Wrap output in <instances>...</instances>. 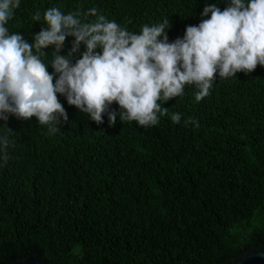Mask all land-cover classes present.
<instances>
[{
  "label": "trees",
  "instance_id": "trees-1",
  "mask_svg": "<svg viewBox=\"0 0 264 264\" xmlns=\"http://www.w3.org/2000/svg\"><path fill=\"white\" fill-rule=\"evenodd\" d=\"M207 2L217 0H21L8 27L32 43L41 30L37 11L95 7L134 32L169 20L173 42L201 22ZM216 79L200 102L186 87L149 128L119 116L110 126L106 114L97 124L59 94L68 113L61 131L35 117L0 120V136L10 141L9 159L0 161V264L33 255L46 264H227L257 249L264 240V66ZM111 108L119 111L115 102ZM176 112L180 124L170 119Z\"/></svg>",
  "mask_w": 264,
  "mask_h": 264
},
{
  "label": "clouds",
  "instance_id": "clouds-1",
  "mask_svg": "<svg viewBox=\"0 0 264 264\" xmlns=\"http://www.w3.org/2000/svg\"><path fill=\"white\" fill-rule=\"evenodd\" d=\"M220 3L228 6L222 11ZM20 6L21 0H0V120L5 122L9 115L35 117L50 132L61 131V118L67 121L68 113L59 94L97 124L104 123L106 114L110 126L119 116L122 124L134 121L149 128L169 114L165 103L185 95L186 87L196 89L200 102L210 95L217 74L226 80L264 66V0L207 2L201 22L186 27L173 42L167 34L169 20L134 32L95 7L67 13L49 7L34 15L41 30L30 43L8 27ZM68 37L74 40L62 55ZM114 102L119 111L111 108ZM170 119L180 124L182 114L172 113ZM195 123L184 120L185 126ZM9 143L6 135L0 136L4 163Z\"/></svg>",
  "mask_w": 264,
  "mask_h": 264
},
{
  "label": "water",
  "instance_id": "water-1",
  "mask_svg": "<svg viewBox=\"0 0 264 264\" xmlns=\"http://www.w3.org/2000/svg\"><path fill=\"white\" fill-rule=\"evenodd\" d=\"M12 264H46V261L33 255L25 259L17 260ZM227 264H264V240L257 249L244 251L238 259L228 262Z\"/></svg>",
  "mask_w": 264,
  "mask_h": 264
}]
</instances>
